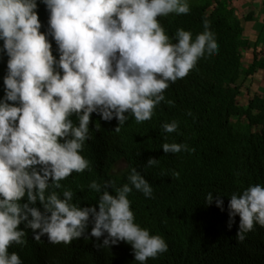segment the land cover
<instances>
[{
    "label": "clouds",
    "instance_id": "clouds-1",
    "mask_svg": "<svg viewBox=\"0 0 264 264\" xmlns=\"http://www.w3.org/2000/svg\"><path fill=\"white\" fill-rule=\"evenodd\" d=\"M41 2L49 13L46 31H41L37 0H0V54L8 57L0 98V264H23L17 252H9L13 243L27 242L21 223L37 241L47 234L54 244H69L85 234L90 218L91 235L104 237L98 246L125 241L135 261L146 264L167 252L168 244L136 222L129 194L135 189L153 196L152 184L137 167H130L127 182L119 187L112 180H91L89 189L99 194L98 210L73 202L74 190L61 182L91 169L82 152L92 113L105 121L116 118L119 132L130 117L141 123L153 117L162 101L174 103L165 97L170 83L184 78L201 58L218 53L211 21L205 18L204 30L195 36L183 27L170 36L158 17L189 13V0ZM178 128L175 119L161 125L164 133ZM163 139L165 153L194 151L186 143ZM159 162L149 157L144 167ZM172 175L180 173L173 170ZM229 196L228 227L238 214L237 239L244 241L254 225L264 226V184H250ZM214 199L223 210L219 193L214 197L208 191L204 200L211 204Z\"/></svg>",
    "mask_w": 264,
    "mask_h": 264
},
{
    "label": "trees",
    "instance_id": "trees-1",
    "mask_svg": "<svg viewBox=\"0 0 264 264\" xmlns=\"http://www.w3.org/2000/svg\"><path fill=\"white\" fill-rule=\"evenodd\" d=\"M228 1L189 0V13L158 17L170 36L179 27L195 36L204 30L203 20L207 18L218 53L201 58L184 78L170 83L164 90L165 97L174 103L162 101L150 120L137 123L130 117L117 132L116 118L105 121L92 113L90 138L82 152L91 161V169L73 172L61 182L74 190L73 202L98 210L99 194L89 189L91 180H112L119 187L127 182L130 167H137L152 184L153 196L146 197L135 189L129 194L136 222L152 234L163 236L168 244L167 252L149 258L146 264H264V226L254 225L244 241L237 239L238 214L228 227L229 194L250 184H264V97L255 94L240 100L239 80L264 69V61L254 59L250 66L243 67L242 55L249 45ZM37 4L41 31H46L49 13L41 0ZM49 39L58 58L55 40ZM7 60L6 54H0V98L5 95ZM71 118L78 123L75 114ZM173 119L179 121V128L164 133L161 125ZM164 136L168 142L186 143L194 151L165 153L160 147ZM149 157L159 159V164L144 167ZM119 162L126 166L116 172ZM173 170L180 173L179 177L172 175ZM108 191L115 194L111 187ZM208 191L214 197L219 193L223 210L215 199L206 203ZM22 202H27L26 196ZM36 206L43 211L39 201ZM93 226L90 218L84 235L69 244H54L47 234L37 241L34 231L21 223L27 242L13 243L9 252H17L23 264H139L125 241L98 246L104 237L92 236Z\"/></svg>",
    "mask_w": 264,
    "mask_h": 264
},
{
    "label": "crops",
    "instance_id": "crops-1",
    "mask_svg": "<svg viewBox=\"0 0 264 264\" xmlns=\"http://www.w3.org/2000/svg\"><path fill=\"white\" fill-rule=\"evenodd\" d=\"M229 5L238 18L242 35L249 48L243 52L242 65L248 67L254 59L264 61V0H229ZM240 100H247L255 94L264 97V69L241 77Z\"/></svg>",
    "mask_w": 264,
    "mask_h": 264
},
{
    "label": "rangeland",
    "instance_id": "rangeland-1",
    "mask_svg": "<svg viewBox=\"0 0 264 264\" xmlns=\"http://www.w3.org/2000/svg\"><path fill=\"white\" fill-rule=\"evenodd\" d=\"M125 166H126V164H125L124 162H119V163L116 165V167H115V171L118 172V171L124 169Z\"/></svg>",
    "mask_w": 264,
    "mask_h": 264
}]
</instances>
